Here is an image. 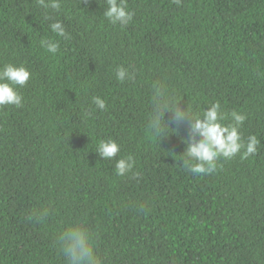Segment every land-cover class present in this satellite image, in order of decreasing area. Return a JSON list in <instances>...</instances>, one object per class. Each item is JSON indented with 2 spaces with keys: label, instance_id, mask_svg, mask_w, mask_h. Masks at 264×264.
I'll return each instance as SVG.
<instances>
[{
  "label": "trees",
  "instance_id": "trees-1",
  "mask_svg": "<svg viewBox=\"0 0 264 264\" xmlns=\"http://www.w3.org/2000/svg\"><path fill=\"white\" fill-rule=\"evenodd\" d=\"M127 2L134 17L121 28L102 16L104 0H63L47 12L63 39L35 0H0V67L32 73L23 107H0V264H65L56 233L78 221L102 264H264V0ZM45 37L58 53L40 47ZM118 65L136 79L118 82ZM157 79L182 106L245 114L242 138L255 134L257 153L221 158L207 175L184 170L187 120L160 142L146 128ZM97 95L106 111H93ZM109 137L139 176L118 177L98 156ZM41 207L50 216L29 220Z\"/></svg>",
  "mask_w": 264,
  "mask_h": 264
},
{
  "label": "clouds",
  "instance_id": "clouds-1",
  "mask_svg": "<svg viewBox=\"0 0 264 264\" xmlns=\"http://www.w3.org/2000/svg\"><path fill=\"white\" fill-rule=\"evenodd\" d=\"M37 7L45 12L48 10L59 13L63 0H35ZM103 17L112 25L127 27L133 20L134 13L129 10L127 0H104ZM178 7L182 0H173ZM49 29L56 37L69 39L63 23L56 19L49 24ZM41 48L55 55L60 49L59 39L41 38ZM136 70H130L123 65L115 69V78L124 83L136 79ZM32 73L24 64L4 63L0 67V107H23V96L19 89L24 88L31 79ZM174 94L168 84L157 79L151 84L149 110L146 114V128L150 136L159 142L170 135L179 134L180 123L187 120L188 136L184 139L186 145L180 155L182 168L195 175L211 174L217 169V162L224 158L232 159L238 154L241 159L254 156L258 151L260 140L255 134H250L245 141L240 131L247 119L245 114L237 110L225 111L219 101L211 102L207 107L194 106L186 103ZM95 110L106 111L107 102L97 95L92 97ZM92 112L84 111L82 119L87 121ZM170 114V119H165ZM175 125V127H173ZM95 152L102 160H114V172L118 177L136 178L139 173L134 169L136 161L132 155H121V145L109 137L96 143ZM51 214L49 207L35 210L29 220L43 222ZM56 246L64 258L65 264H102L101 256L96 249V235L83 222L68 223L61 226L55 239Z\"/></svg>",
  "mask_w": 264,
  "mask_h": 264
}]
</instances>
